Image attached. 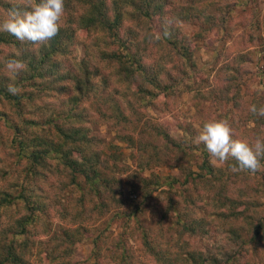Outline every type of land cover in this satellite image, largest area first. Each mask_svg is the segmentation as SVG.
<instances>
[{
    "label": "rangeland",
    "instance_id": "rangeland-1",
    "mask_svg": "<svg viewBox=\"0 0 264 264\" xmlns=\"http://www.w3.org/2000/svg\"><path fill=\"white\" fill-rule=\"evenodd\" d=\"M6 1L22 4V0ZM168 1L158 16L153 12L152 20H142V24L138 25L135 18L127 15L128 18L120 28L123 35L131 27L134 35L139 36L140 53H144V61L151 64L156 69L154 71H158L160 89H164V96L154 95L155 88L151 85L147 86L150 91L141 93L131 80L128 82L124 77L121 80L120 75L118 77L116 74L118 62L99 58L103 49L117 48L111 34L107 31H77L75 21L83 12V6L78 4L76 10L72 9L67 4L68 0H64L65 13L61 23L72 29L76 27L75 34L68 45V51L53 57L49 63L53 68L59 61V70L65 71L77 67L81 58L90 60L89 65L94 71L92 82L96 83L89 85V97H79L74 105L76 107H72L73 101L68 98L76 95L75 80L58 81L57 76H61V72L50 75L45 69L41 72L44 75L38 76L35 83L23 80V84L17 85L21 89L20 95H24L22 99L18 97L19 104L0 94V192L8 191L14 197L18 194L20 183L28 185L24 181L27 154L15 137L16 129L10 126L14 121L21 123L25 117L39 122L23 123L30 126V131L46 134L48 121L65 123L67 115L81 112L91 118V122L82 120L76 123L85 122L92 133L104 139L107 146L109 142H114L119 146L118 150L123 151L121 160L117 162L119 170L113 174V189L101 193L102 197L86 195V190L76 185L74 189L67 187L71 183L64 175L61 183L56 182L52 176L38 183L29 178L35 189L47 193L44 197L48 209V214L42 217L38 228L33 230V247L39 246L37 242L41 241L42 246L50 249L56 245L57 237H60L64 229L70 230L81 225L87 230L80 229L84 231L83 237L79 236L70 247L62 244L63 248H69L66 259L74 264H126L129 261L133 264H158L143 244V230L148 240H156L159 245L178 235L180 244L185 243L195 252L206 256L208 252L215 255L219 264H264V160L261 161V170L256 173L232 171L231 165L235 164L232 159L229 164L218 163L216 168L220 169V174L230 173L228 179L223 178L221 181L213 176L210 181L191 180L185 183L184 177L179 174L182 168L195 171L201 162L199 155L203 158L204 152L197 147L202 143L195 144L194 139L207 121L227 119L236 129L237 138L245 142H254L257 137L264 138V117L249 111L253 104L264 106V0ZM110 2L106 0V10L112 15ZM192 3L191 11L206 14L205 17L186 19L189 14L182 7ZM10 9L0 2V24ZM125 9L134 14L129 2ZM161 14L168 24L173 25L178 39L169 36L176 39L175 45L157 43L156 38L151 39L150 35V40L142 43L145 29L151 28L150 22L152 28H158L159 21L154 20H160ZM176 15L179 17L177 20ZM70 16L75 23L69 22ZM207 16L212 17L210 24H203ZM201 25L209 29L204 31L205 35H201ZM158 31L155 30V34ZM13 40L17 39L14 37ZM187 42H194L196 47L190 62L182 56V44ZM41 45L27 41L0 43V78L5 77L4 90L8 86L5 79L15 80L20 74L8 73L6 62L10 59L24 62L32 55L38 60ZM25 54L31 56L25 60ZM27 70H30L28 63ZM185 70L191 71L190 79L185 78ZM79 74L81 76L82 72ZM44 81H51L52 87L46 88L42 84ZM138 82L143 81L140 79ZM78 85H82V80H79ZM82 89L86 91L85 87ZM28 94L33 96L32 101L28 100ZM109 104L118 105L132 122L130 126L135 122L136 126L121 127V115L118 111H111ZM103 113L107 120L103 119ZM131 129H134V135L137 136L142 132L143 141L150 143L146 150L137 142L127 144L121 142L120 138H114L115 134L131 132ZM178 143L180 149L175 148ZM111 148L109 152L115 153L116 150ZM156 155L160 158L154 157ZM155 174L159 180L150 181ZM173 175H178L180 181L172 182ZM79 180L82 181L81 178ZM209 195H216L220 200L210 199ZM0 196L8 198L3 203H7L4 205L7 208L1 213L0 227L3 228L15 218L26 214V211L16 201L17 198L10 200V195ZM32 196L35 195H31L34 199ZM100 198L106 202V206H100ZM213 203L215 215L229 212V204L233 206L242 203L248 207L233 227L239 233L237 236L217 219L212 220L213 217L209 218L203 230L192 234L178 230L174 204L177 207L188 204L194 208L196 216L200 217L203 215L201 208L203 211H211ZM131 211L137 215H132ZM245 213L254 214L255 217H249L248 214L245 216ZM243 224L247 225L242 228ZM31 260L35 258L32 256Z\"/></svg>",
    "mask_w": 264,
    "mask_h": 264
},
{
    "label": "trees",
    "instance_id": "trees-1",
    "mask_svg": "<svg viewBox=\"0 0 264 264\" xmlns=\"http://www.w3.org/2000/svg\"><path fill=\"white\" fill-rule=\"evenodd\" d=\"M0 2L3 5H8L10 8H12L13 5L20 6V4L17 2H10L6 0H0ZM127 2L130 3L134 14L132 12H126L125 5ZM168 2V0H111L110 12L112 15H110L106 10V0H68L67 4L72 9H75L78 4L83 6L81 7L83 8V12L77 16L75 21L76 23L71 16L68 20H70L69 22L73 21L76 24L77 29L76 27L73 28L77 31L109 32L111 34L112 41L117 44V48L103 49L99 58H109L113 59L115 62H118L119 66L116 70V74H118V77L120 75L121 80H123V77L128 82L131 80L133 86H138V92L140 91L141 93H146L150 91L148 90L147 86L151 85V87L155 88L154 95H163L164 89L163 91L160 89L161 79L158 71H154L156 69L151 66V64H147L144 61V53H140L139 36L134 35V31L131 27L128 28L126 35H123L120 31V28L123 26L128 16L135 18L138 25L142 24V20H152L153 12H155L156 16H158L157 14L163 10L164 4ZM182 8L185 9L184 11H187L189 14V16L186 17L187 20L193 19L194 16L202 18L206 15L191 11L193 8V3ZM162 14L159 17L160 20L157 18L154 20L159 21L158 28H152V22H150L151 28L145 29L146 35H143L142 43H147V41L150 40L148 39V36L150 35L151 39L154 37L156 38L155 40L157 43L168 42L175 45L176 39H171L169 35L177 37L176 32L173 28V25L168 24L166 19L163 18ZM179 15H181V12ZM175 18L177 20L179 17L176 15ZM211 18L207 16V18H204V20L202 19L204 21L203 24H210L209 22ZM161 22L163 23L160 24ZM200 27L202 29L201 35H205L204 31L209 30L202 25ZM74 29H72V27L69 25H62L59 34L56 37L51 39L48 44L46 42L41 45L38 53V55H40L38 60L35 55L31 56L25 54V60L31 56L29 60L24 61L26 64L28 63L30 70L21 72L15 80L6 78L5 80L7 81L5 82L7 85L9 83L21 85L23 84V80L35 83L38 79V76L44 75L41 72L43 69H45L48 70L47 73L50 75L61 72L62 75L57 76L58 81H61L62 79L75 80L74 90L76 95L70 96L68 98L69 100L73 101L71 104L72 107H76L74 105L79 100V97L81 99L88 98V92L90 90L89 85H94L96 83L92 82L91 76L94 74V71L91 68V65H89L91 63L90 60L87 58H81L77 67L74 69H72V67L64 69L65 71L59 70V61L53 65V68L49 63L53 57L65 54L68 51V45L71 43V38L75 34ZM155 30H159L158 34H155ZM165 33H167V35ZM13 39L14 36L7 32L0 31V43L12 42L17 44L18 40ZM178 45H180L179 41ZM195 48L194 42L182 44V56L186 61H191ZM96 57L98 58L97 54ZM48 63L49 66L47 65ZM186 67L189 66L187 65ZM81 72L82 75L79 76V73ZM23 73L25 74L23 75ZM184 75L185 78L190 79L191 71L185 70ZM4 78H0V94H2L4 97H9L10 100L19 104L18 102L20 99L24 98V95H12L7 91V88L4 90ZM140 79H142L143 82L139 83L138 80ZM79 80H82L81 86L78 85ZM42 84L45 85L46 88L52 87L51 81H48V83L44 81ZM83 87L86 88V93L83 92ZM28 96V100L32 101L33 96L30 94H28ZM108 108L111 111L114 110L119 112L121 115L120 118H122L119 122L121 127L131 128L132 126H136V122L130 126V123L132 122L127 118L126 115L123 114L118 105L109 104ZM105 115L106 114L103 113V119L107 120ZM10 119L14 120L12 118ZM82 120L91 122V118L83 115L81 112L67 115L65 123H51L48 121L47 123L49 124V127L46 129V134L42 132L36 133L34 131H30V126L23 123L38 124L39 122L36 119H31L29 117L23 118L21 123L14 121L15 123L10 125L16 129L15 137L17 136L19 140L18 143H20L21 148L26 151L27 154L26 156L28 158V165L25 171L26 175L24 181H27L28 185L23 186L22 183H20L18 194L14 197L11 196L12 194L10 192L5 190L1 191L0 195H10V200L17 198L16 201L20 203L21 207L25 208L26 214L15 218L13 222H10L7 227H0V264H34V262H36V264H74L70 259H66L69 248H63L62 244H68L70 247L77 238H82L84 235V231L82 230H87L81 225H78L70 230L64 229L60 237H57V241L55 242L56 245L50 249L42 246L41 241L37 242V245L39 246H32L35 244L34 239H31L34 236L33 230H35L36 227L38 228L40 225L38 223L41 222L42 217L48 214V209L45 199L46 197H44V195H47V193H43L42 189H35V187L31 185L29 178H33L35 182L38 183L39 180L43 181L44 179H48L52 176L56 182L61 183L64 175L71 183L67 187L70 186L74 189V186L76 185L84 188V190H86V195H98L102 197L101 193L112 191V182L114 180L113 174L116 173L114 171L117 169L119 170L117 162L119 159L121 160L123 151H119V146L114 142H109L107 146L104 142V139L92 133L90 127L86 125L85 122L76 123ZM143 126L145 125L143 124ZM153 128L156 129L158 127L154 126ZM150 134L151 133H149V135ZM139 135L141 137L134 135V129H131V132L115 134L114 138H120L121 142L127 144H135L137 142L140 147L146 150L145 148H147L150 143L148 141H143L144 137L142 136V132H140ZM155 136H157V133ZM175 145V148H181L179 143ZM111 146L116 150L115 153L109 152V148ZM197 148H201V151L203 150V158L201 155H199L201 162L198 163L197 169L195 171L190 169L188 171L182 168L179 174L184 177V182L189 183L191 180H197L201 182L204 179L210 181V178L213 176L217 177L218 181H221L223 178L228 179L230 176L229 172L220 174V169L216 168V166H213L209 162L210 157L207 153V150H205V145L202 143ZM154 157L160 158L159 155ZM110 160L112 161L110 162ZM148 162H151V160H148ZM229 163L230 161H228V164ZM154 177L150 178V181L156 182V180H159L156 174ZM79 178H81L82 181H80ZM145 180L146 179H143V181ZM171 181L179 182V176L173 175ZM100 187H103V189H100ZM31 195H35L34 197L32 196L34 199L31 198ZM224 195H226V193H224ZM209 197L213 200H220L216 195H209ZM7 201L8 198L0 196V220L2 211L7 208L4 206L7 203H3ZM99 202L100 206L103 204L106 206V202H104L102 199ZM214 204L215 203L211 204V206L213 205L211 211H205V209L203 211L201 208L203 215L200 217L196 216V213L193 210L194 208L188 204H183L182 206L178 207L174 204L173 211L179 224L178 230H180V232H189L190 234L197 230H203L206 224H208L209 218L213 217L212 220L217 219L221 225L230 228L229 230H231V232L237 236L239 233H237L238 231L233 227H235L238 223L237 219H239L240 214L244 213V211L246 212L248 207H245L242 203H238L233 206L229 204L227 207L229 212H220L217 213L218 215H215L214 213H216V211L214 210ZM222 204L224 205L225 201H223ZM131 212L132 215H137L135 211ZM247 214L249 217H255L254 214ZM247 214L245 213L244 215L247 216ZM259 221L258 226H260ZM247 222L249 223L250 220L248 219ZM45 224L46 223H44V228L46 226ZM245 225L247 224H243L242 228H244ZM177 237L172 236L169 242L162 243L160 246L156 240H148L146 231H142V241L146 250L148 251L147 253L153 255L158 264H219L220 261L215 255H211L208 252V256H206L207 254L195 252V250L191 249L189 245L185 243L180 244ZM34 248L36 249V252L34 251ZM32 256L35 258V260H31ZM62 256L65 258L62 259ZM126 264L133 263L129 261Z\"/></svg>",
    "mask_w": 264,
    "mask_h": 264
},
{
    "label": "clouds",
    "instance_id": "clouds-1",
    "mask_svg": "<svg viewBox=\"0 0 264 264\" xmlns=\"http://www.w3.org/2000/svg\"><path fill=\"white\" fill-rule=\"evenodd\" d=\"M65 13L64 0H22L20 6L13 5L0 24V31L14 36L20 42L44 44L59 34L62 18ZM167 35V33H165ZM8 73L18 75L27 70V64L20 59L6 62ZM7 91L12 95L21 92L15 83H9ZM249 111L264 117V106L251 105ZM195 144L203 143L209 154V162L216 166L230 159L234 172L249 171L256 173L261 170L264 160V138L257 137L254 142H245L237 138L236 129L227 119L210 120L198 130Z\"/></svg>",
    "mask_w": 264,
    "mask_h": 264
}]
</instances>
